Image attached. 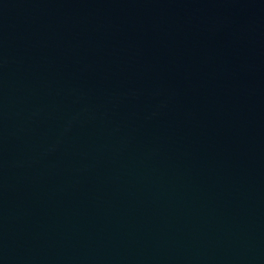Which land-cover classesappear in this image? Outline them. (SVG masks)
Returning <instances> with one entry per match:
<instances>
[{"label": "water", "instance_id": "95a60500", "mask_svg": "<svg viewBox=\"0 0 264 264\" xmlns=\"http://www.w3.org/2000/svg\"><path fill=\"white\" fill-rule=\"evenodd\" d=\"M0 264H264V0H0Z\"/></svg>", "mask_w": 264, "mask_h": 264}]
</instances>
